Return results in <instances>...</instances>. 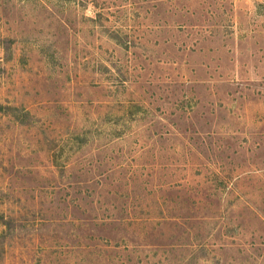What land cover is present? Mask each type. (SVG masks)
<instances>
[{"label":"rangeland","instance_id":"1","mask_svg":"<svg viewBox=\"0 0 264 264\" xmlns=\"http://www.w3.org/2000/svg\"><path fill=\"white\" fill-rule=\"evenodd\" d=\"M0 264H264V0H0Z\"/></svg>","mask_w":264,"mask_h":264}]
</instances>
